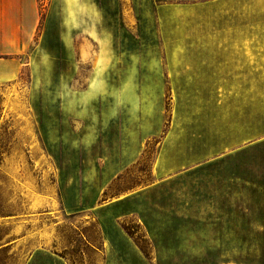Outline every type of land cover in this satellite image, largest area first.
Instances as JSON below:
<instances>
[{
    "label": "rangeland",
    "instance_id": "obj_1",
    "mask_svg": "<svg viewBox=\"0 0 264 264\" xmlns=\"http://www.w3.org/2000/svg\"><path fill=\"white\" fill-rule=\"evenodd\" d=\"M36 3L0 82V264H264V82L260 129L214 151L166 71L226 27L264 48V0ZM169 135L189 157L158 172Z\"/></svg>",
    "mask_w": 264,
    "mask_h": 264
},
{
    "label": "crops",
    "instance_id": "obj_2",
    "mask_svg": "<svg viewBox=\"0 0 264 264\" xmlns=\"http://www.w3.org/2000/svg\"><path fill=\"white\" fill-rule=\"evenodd\" d=\"M36 12V0H0V82L18 73L20 64L13 57L24 51L30 37L25 19ZM6 19L11 21L10 32L6 31ZM224 30L229 35L227 40L177 45V50L189 52L174 56L166 63V71L172 75L174 96L189 98V109L204 106L206 122L210 123L207 128L220 129L221 133L211 136L214 151L245 143L250 130L260 129L262 107L264 48L260 43L244 41V34L251 32L244 31L243 27ZM175 111L181 113V105ZM199 113L198 110V120ZM224 131L225 136L221 135ZM171 138L167 136L160 147L158 172L181 168L189 157L185 152H178L183 143L176 141L179 145H171Z\"/></svg>",
    "mask_w": 264,
    "mask_h": 264
},
{
    "label": "trees",
    "instance_id": "obj_3",
    "mask_svg": "<svg viewBox=\"0 0 264 264\" xmlns=\"http://www.w3.org/2000/svg\"><path fill=\"white\" fill-rule=\"evenodd\" d=\"M2 208H1V205H0V217L4 216V214H5V211Z\"/></svg>",
    "mask_w": 264,
    "mask_h": 264
}]
</instances>
